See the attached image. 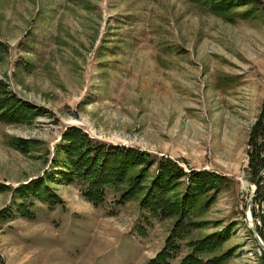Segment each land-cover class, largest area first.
Instances as JSON below:
<instances>
[{"label":"rangeland","instance_id":"1","mask_svg":"<svg viewBox=\"0 0 264 264\" xmlns=\"http://www.w3.org/2000/svg\"><path fill=\"white\" fill-rule=\"evenodd\" d=\"M0 41V90L42 110L11 123L0 112V182L10 187L0 214L12 188L50 171L76 126L99 143L229 178L168 264L230 222V238L199 258L229 251L218 264H264L244 220L249 202L264 234V173L255 198L247 143L264 99V0L224 13L204 0H0ZM17 137L35 142L24 150ZM57 183L60 203L32 199L30 219L13 206L0 217V264H148L163 248L175 217L142 208L140 194L120 202L124 184L105 186L93 205L81 179Z\"/></svg>","mask_w":264,"mask_h":264},{"label":"trees","instance_id":"2","mask_svg":"<svg viewBox=\"0 0 264 264\" xmlns=\"http://www.w3.org/2000/svg\"><path fill=\"white\" fill-rule=\"evenodd\" d=\"M204 1L209 3L214 12L224 13L247 2L256 3L257 0ZM254 8H247L249 15L253 13ZM5 46L0 41V51L5 50L3 49ZM0 92V112L2 111L1 117L5 122L26 121L32 111L33 114L42 111L8 93L4 88ZM14 142L27 150L35 140L17 137ZM247 143L251 147L248 155V172L253 180L264 169V99L249 131ZM153 162L156 164L155 169ZM57 177L68 182L74 178L85 182L86 190L83 195L93 205L103 201L105 186L124 184L120 202L140 194L139 204L142 208L158 213L161 217L174 216V223L163 248L148 264H168L178 251L179 239L188 229L201 225L202 221H197L196 215L205 212L221 189L230 185L226 175L208 169L185 170L168 156L160 157L156 161L152 159L151 154L144 151L94 141L81 128L70 126L63 132L61 142L55 146L50 171L12 188L7 211L0 214V217L10 215L8 212L13 206L19 215L30 219L33 216L32 199H39L50 205L60 203L61 198L55 188L58 184ZM260 181L255 198L261 187ZM6 188L10 189L0 182V191ZM234 224L236 222H230L201 238L187 241L190 252L178 264H218L227 259L231 254L229 251L221 252L220 255L204 261L199 258V254H207L218 249L230 238ZM257 232L264 240V234L258 228Z\"/></svg>","mask_w":264,"mask_h":264},{"label":"water","instance_id":"3","mask_svg":"<svg viewBox=\"0 0 264 264\" xmlns=\"http://www.w3.org/2000/svg\"><path fill=\"white\" fill-rule=\"evenodd\" d=\"M263 173H264V169L261 170L259 172L258 176L254 179L253 187H252V193H255L258 180ZM251 196L253 197V194ZM244 215H245V217H244L245 223H246L247 227L250 229V231L252 232V234H253V236H254L257 244H258V247L263 252V256H264V242L262 241L261 237L258 235L255 224L252 220V216L249 212V202L247 203L246 211H245Z\"/></svg>","mask_w":264,"mask_h":264}]
</instances>
